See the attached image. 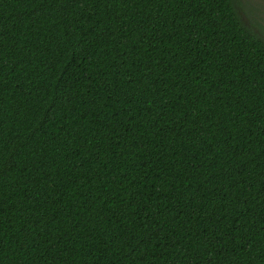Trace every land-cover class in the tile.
I'll use <instances>...</instances> for the list:
<instances>
[{
	"label": "trees",
	"instance_id": "obj_1",
	"mask_svg": "<svg viewBox=\"0 0 264 264\" xmlns=\"http://www.w3.org/2000/svg\"><path fill=\"white\" fill-rule=\"evenodd\" d=\"M253 9L0 0V264H264Z\"/></svg>",
	"mask_w": 264,
	"mask_h": 264
},
{
	"label": "flooded vegetation",
	"instance_id": "obj_2",
	"mask_svg": "<svg viewBox=\"0 0 264 264\" xmlns=\"http://www.w3.org/2000/svg\"><path fill=\"white\" fill-rule=\"evenodd\" d=\"M249 1L253 2L255 5V9H253V11H255L257 13H261V11L264 7V0H249ZM262 17H264V14L262 15ZM262 21L264 22V18H262Z\"/></svg>",
	"mask_w": 264,
	"mask_h": 264
},
{
	"label": "rangeland",
	"instance_id": "obj_3",
	"mask_svg": "<svg viewBox=\"0 0 264 264\" xmlns=\"http://www.w3.org/2000/svg\"><path fill=\"white\" fill-rule=\"evenodd\" d=\"M248 8H252V7L251 6H248ZM263 14H264V7H263L261 13H258V15H260L262 17ZM262 18H264V17H262Z\"/></svg>",
	"mask_w": 264,
	"mask_h": 264
}]
</instances>
